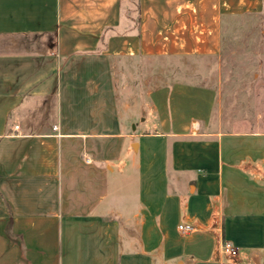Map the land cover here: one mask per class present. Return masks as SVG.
<instances>
[{
    "label": "crops",
    "instance_id": "1",
    "mask_svg": "<svg viewBox=\"0 0 264 264\" xmlns=\"http://www.w3.org/2000/svg\"><path fill=\"white\" fill-rule=\"evenodd\" d=\"M263 11L0 0V264H264V115L223 130L211 81Z\"/></svg>",
    "mask_w": 264,
    "mask_h": 264
},
{
    "label": "rangeland",
    "instance_id": "2",
    "mask_svg": "<svg viewBox=\"0 0 264 264\" xmlns=\"http://www.w3.org/2000/svg\"><path fill=\"white\" fill-rule=\"evenodd\" d=\"M213 61L216 72L210 76L219 90L216 114L221 128L250 130L258 112L264 115V11L230 18L221 53ZM198 71L202 75L195 78L210 80L205 68Z\"/></svg>",
    "mask_w": 264,
    "mask_h": 264
},
{
    "label": "built area",
    "instance_id": "3",
    "mask_svg": "<svg viewBox=\"0 0 264 264\" xmlns=\"http://www.w3.org/2000/svg\"><path fill=\"white\" fill-rule=\"evenodd\" d=\"M179 229H180V231H182L184 233H188V232L193 231L195 229V227L191 224H180ZM223 250H224V252L229 253V254H236L237 253V249L229 241H227L223 244Z\"/></svg>",
    "mask_w": 264,
    "mask_h": 264
}]
</instances>
